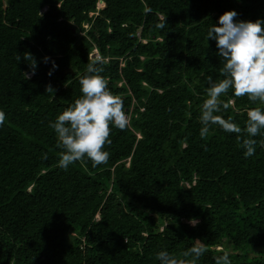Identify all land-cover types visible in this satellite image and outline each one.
<instances>
[{
	"label": "trees",
	"instance_id": "1",
	"mask_svg": "<svg viewBox=\"0 0 264 264\" xmlns=\"http://www.w3.org/2000/svg\"><path fill=\"white\" fill-rule=\"evenodd\" d=\"M97 1L0 0V264H157L160 250L264 264V135L247 158L236 133L200 135L208 77L223 78L207 29L230 9L264 19V0ZM93 48L130 119L110 125L106 163L63 169L49 125L82 95ZM221 100L242 129L264 108L231 89ZM199 243L202 256L183 255Z\"/></svg>",
	"mask_w": 264,
	"mask_h": 264
},
{
	"label": "clouds",
	"instance_id": "2",
	"mask_svg": "<svg viewBox=\"0 0 264 264\" xmlns=\"http://www.w3.org/2000/svg\"><path fill=\"white\" fill-rule=\"evenodd\" d=\"M104 5L102 0L97 1L96 13ZM236 16L235 10H226L219 15L218 22L207 29V39L215 40L218 54L222 57L223 66L220 73L223 78L213 81L211 76L208 77L207 97L200 108V135L205 136L211 125H217L227 133H236L237 139L241 140L243 155L247 158L253 156L256 151L257 141L254 137L264 135V108L249 109L242 129L231 117L224 118L220 114L222 110L228 109L230 104L233 105L232 101L225 103L221 100V95L231 89L235 97L247 95L250 101L264 102V19L237 20L234 19ZM157 26L163 28L164 25L161 23ZM142 42H145V39H142ZM95 51L99 57L93 56ZM89 58L92 61L88 63L86 72L79 79L82 95L58 114L49 125L58 138L57 147L62 150L58 166L63 169L84 158L89 159L93 167L106 163L109 152L104 146L111 144L110 125L123 130L130 119V114L124 110L122 99L110 92L106 81L100 75L103 71L100 65L104 62L97 48H93ZM19 59L18 56L17 60ZM47 60L45 57V62ZM104 60H108V57ZM32 66L34 70L35 60ZM55 67L53 61L52 68ZM48 74L51 75V71ZM46 90L53 91V88L49 86ZM4 122L5 113L0 110V126ZM190 223L195 226L197 220L192 218ZM205 251L203 243H199L194 244L183 255L198 259ZM156 260L157 264H180L167 250L157 252ZM216 264H230L229 253L224 251L216 257Z\"/></svg>",
	"mask_w": 264,
	"mask_h": 264
},
{
	"label": "water",
	"instance_id": "3",
	"mask_svg": "<svg viewBox=\"0 0 264 264\" xmlns=\"http://www.w3.org/2000/svg\"><path fill=\"white\" fill-rule=\"evenodd\" d=\"M72 72V69L69 67H65L62 70L59 71L60 76H63L66 72Z\"/></svg>",
	"mask_w": 264,
	"mask_h": 264
},
{
	"label": "built area",
	"instance_id": "4",
	"mask_svg": "<svg viewBox=\"0 0 264 264\" xmlns=\"http://www.w3.org/2000/svg\"><path fill=\"white\" fill-rule=\"evenodd\" d=\"M94 57H99V54L95 51V53L93 54ZM126 115L128 116V114L126 113ZM129 119V116H128Z\"/></svg>",
	"mask_w": 264,
	"mask_h": 264
},
{
	"label": "rangeland",
	"instance_id": "5",
	"mask_svg": "<svg viewBox=\"0 0 264 264\" xmlns=\"http://www.w3.org/2000/svg\"><path fill=\"white\" fill-rule=\"evenodd\" d=\"M99 6L102 7L101 4H99ZM139 35H140V32H139V30H138V32H137V36H139ZM121 65H123V61H121ZM118 84H120V82H119Z\"/></svg>",
	"mask_w": 264,
	"mask_h": 264
}]
</instances>
